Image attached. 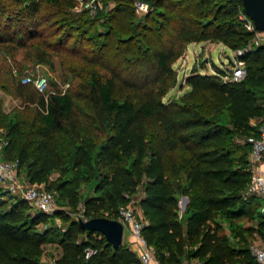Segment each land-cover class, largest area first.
Wrapping results in <instances>:
<instances>
[{"label": "trees", "instance_id": "16d2710c", "mask_svg": "<svg viewBox=\"0 0 264 264\" xmlns=\"http://www.w3.org/2000/svg\"><path fill=\"white\" fill-rule=\"evenodd\" d=\"M100 1L92 16L69 12L76 0H0L3 54L33 49L37 62L54 67L55 51L78 57L88 74L76 87L61 91L50 80L51 90L39 92L0 64L1 85L19 99L7 114L0 100V154L18 161L25 182L54 192L58 206L33 213L27 200L0 188V264H48L47 244L59 249L51 264H81L86 247L97 248L87 264H141L127 242L114 248L79 222L117 219L137 192L158 264H258L248 242L234 245L216 219L258 217L264 234L261 197L247 189L248 139L264 119V42L252 43L241 0H113L108 11L109 0ZM136 2L147 12L138 15ZM204 40L243 49L244 76L226 81L222 70L192 69L189 90L165 101L176 82L172 64L186 44ZM180 195L188 198L181 217Z\"/></svg>", "mask_w": 264, "mask_h": 264}, {"label": "rangeland", "instance_id": "374dc122", "mask_svg": "<svg viewBox=\"0 0 264 264\" xmlns=\"http://www.w3.org/2000/svg\"><path fill=\"white\" fill-rule=\"evenodd\" d=\"M113 5L114 1L109 0L106 5H104L105 11L110 10ZM69 12H72L73 14L80 13L74 11V9H71ZM145 12L147 11H137L138 15H143ZM254 36H256L255 38H257L259 42H264V32H258L257 34H254ZM252 43L254 44V42ZM3 50L6 49L4 48ZM3 50L0 49V64L1 67H3L1 69L3 73L6 71L9 75L10 70V72L12 71V73L17 75L21 73V76L44 75L48 82L46 90H51L52 88L50 85V80H55L57 82L56 87L61 91H64L70 87H76L79 80L83 79L84 77H88V74H85L82 70V62L80 59H78V57L75 56L71 57L67 54H59L55 51H52L51 58L54 61V67H49L45 64L37 62L32 57L33 49L19 48L14 55H10L6 52L3 54ZM235 51L236 50H230L224 44L217 42L216 40H204L186 44L180 57L172 64V68L175 72L176 82L168 89L166 95L164 96V100L167 101L171 97L177 98L189 90V87L184 83V78L190 74L192 69L197 70L199 73L209 74H215L218 70H220V72L222 70L221 74L223 75V80H226L228 78L226 73H229V70L232 68V61H234L235 58ZM228 56L232 59V61L228 59ZM62 63L68 66L67 69H64ZM17 68H21V72H19ZM92 69H96L105 73V71L100 69L98 66L89 67V70ZM0 79L1 81L7 80L4 78V75H2ZM0 100L2 110L6 114L10 113L19 105V99L14 97L11 94V91L4 90V87L1 85V83ZM4 135L5 129L0 127V137L3 138ZM10 161H15L18 163V161L15 159ZM18 175L21 180L25 182V180H23L22 174L19 173V168ZM56 176L57 174L53 173L51 178L53 179ZM80 191L83 195L92 194V191L88 186H82ZM140 196L141 192H137L132 197L134 200H136L139 199ZM187 202V196H179V217L183 215ZM31 211L34 213L37 210L31 207ZM79 215H82L81 212ZM216 219L222 224V233L227 235L234 245L241 244L246 240L250 247L254 244H262L264 241V234L260 235L257 231L259 221L258 217H255L254 219L240 217L238 219L228 221L221 215H218ZM55 223L58 226H61L59 219H56ZM128 236L129 234L127 228H124L122 241L127 242ZM58 253V247L55 244H47L43 248L41 258L44 262L51 264L54 258L58 256Z\"/></svg>", "mask_w": 264, "mask_h": 264}, {"label": "built area", "instance_id": "2783aa9c", "mask_svg": "<svg viewBox=\"0 0 264 264\" xmlns=\"http://www.w3.org/2000/svg\"><path fill=\"white\" fill-rule=\"evenodd\" d=\"M103 8V4L100 0H76L73 7L74 11L82 12L87 11L90 15H95L100 9ZM137 11H147L148 6L142 2H136ZM239 19L245 21V26L248 30L257 34L251 19L245 14L240 13ZM253 38L254 44H259L257 38ZM243 53V49H237L235 51V58L232 63V68L227 74V80L236 81L240 80L245 74V62L239 57ZM226 72V71H224ZM223 79V75H221ZM22 83L30 82L39 92H44L47 89V78L44 75H23L21 77ZM252 143V150L250 152L251 162V180L248 185V192L256 194L261 197L260 212L264 216V176L263 172L256 168V165L264 161V119L259 123L258 136L250 137L248 139ZM0 143V148H1ZM0 188L4 193L18 194L37 211L45 213H53L58 209L55 193L48 191L43 185L29 184L21 180L18 175V163L3 159L0 154ZM117 220L123 224L124 228H127L130 241L127 242L130 249L134 251L141 264H153L158 263L155 257L154 248L149 245L142 233L143 228L147 225V220L144 218L140 208L137 207L136 200L132 199L129 203L119 207L117 212ZM97 253V248L86 247L83 250V262L81 264H87V261ZM250 254L256 260L258 264H264V241L262 244H254L250 246ZM184 262L183 264H186ZM193 264H203L201 260H194Z\"/></svg>", "mask_w": 264, "mask_h": 264}, {"label": "water", "instance_id": "95a60500", "mask_svg": "<svg viewBox=\"0 0 264 264\" xmlns=\"http://www.w3.org/2000/svg\"><path fill=\"white\" fill-rule=\"evenodd\" d=\"M241 2L245 14L253 22L255 29L264 32V0H241ZM228 59L232 61L229 56ZM79 222L87 230L102 233L114 248L122 244L123 224L119 220L98 216L89 219L80 218Z\"/></svg>", "mask_w": 264, "mask_h": 264}, {"label": "crops", "instance_id": "0c3cea01", "mask_svg": "<svg viewBox=\"0 0 264 264\" xmlns=\"http://www.w3.org/2000/svg\"><path fill=\"white\" fill-rule=\"evenodd\" d=\"M187 57H188V55H187ZM256 168L259 169L260 171H262V172H263V176H264V161L259 162V163L256 165ZM129 241H130V237L128 236V240H127V242H129ZM125 242H126V241H125ZM58 252H59V249H58ZM193 261H194V260H191V261L187 262L186 264H193ZM153 264H158V263H153Z\"/></svg>", "mask_w": 264, "mask_h": 264}]
</instances>
